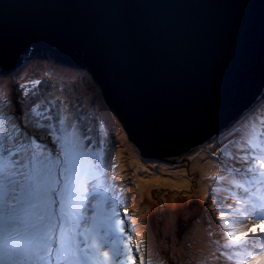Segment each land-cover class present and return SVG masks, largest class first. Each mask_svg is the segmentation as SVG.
<instances>
[{
  "label": "water",
  "instance_id": "1",
  "mask_svg": "<svg viewBox=\"0 0 264 264\" xmlns=\"http://www.w3.org/2000/svg\"><path fill=\"white\" fill-rule=\"evenodd\" d=\"M59 65L142 157L179 159L264 100V0H0V78Z\"/></svg>",
  "mask_w": 264,
  "mask_h": 264
},
{
  "label": "snow or ice",
  "instance_id": "2",
  "mask_svg": "<svg viewBox=\"0 0 264 264\" xmlns=\"http://www.w3.org/2000/svg\"><path fill=\"white\" fill-rule=\"evenodd\" d=\"M27 116L31 125L52 137L51 151L47 144L37 141L29 125L22 123L7 87L0 83V212L5 224L0 248L4 258L23 254L41 261L53 257V264L71 260L84 264H137V259L139 264H166L142 252L140 242L133 245L119 210L123 200L111 185L101 194L103 206L92 212L91 226L79 233L83 238V244L76 243L79 254L66 248L68 232L75 231L71 226L72 216L65 210L66 197L69 194L75 197L79 192L78 161L83 155L80 139L85 134L80 133V139L64 136L65 118H58L59 127L41 124V119L50 117L40 104L31 107ZM67 127L80 132L74 124ZM241 147L253 150L240 158L247 166L229 169L226 165L228 175L219 177L226 187L215 189L212 198L219 236L216 254H222L216 264H264V120L252 119L246 123ZM95 158L100 161V167L93 170L92 178L100 183L102 153L95 154ZM73 203L80 207L77 201ZM21 212L31 218L35 229L28 246L17 239L16 228L10 227V222L18 220ZM127 215L125 209L123 216ZM81 219L87 223L84 217ZM248 221L254 222L251 227ZM79 227L77 223L75 228ZM201 259L192 254L184 264H199Z\"/></svg>",
  "mask_w": 264,
  "mask_h": 264
},
{
  "label": "rangeland",
  "instance_id": "3",
  "mask_svg": "<svg viewBox=\"0 0 264 264\" xmlns=\"http://www.w3.org/2000/svg\"><path fill=\"white\" fill-rule=\"evenodd\" d=\"M0 83H3L7 87V94L10 96L16 107L17 115L22 118V123L29 125V131L37 138V141L47 144L50 151L54 147L51 143L52 137L50 135H45L43 129L31 125L27 116L28 110L31 107H35L37 104H40L41 108L46 112V115L50 117L48 120L41 119V124H50L55 128L59 127L58 118H65V129L79 135L80 133L85 134L84 138L80 140L81 146L84 147V150L82 149L83 155L84 153H87L90 148H95V145L98 150H100L99 148L102 149L103 162L100 183L92 178L93 170L100 167L99 165L94 166L93 157H91L92 161L90 162V165H85L82 161L78 162L79 175L77 181L79 192L75 197L71 194L66 197V201L70 202L69 204L66 202L67 206L65 210L71 214V226L75 229V231H69L65 238L67 249L79 254L80 250L76 247V243L79 242L83 244V238L79 233L83 232L85 227L91 226L92 212L94 209H97L98 206H103L101 194L109 185H111L114 188L115 193H119L123 200V205L119 210L122 218L126 221V230L133 238L132 242L136 235L135 245L137 242H140V240L137 238V231H134L131 225L135 218V216H131L134 214V210L132 209H136L135 205L131 206V204H133V198L136 199V207L137 205L140 206L141 202L144 203L142 205L143 212H140L139 214L143 220L146 219L148 221V229L151 234L152 245L156 248V251L152 256L154 260L160 259L166 261V264H170L168 262L170 260H166L167 256H169V258H174L176 254L180 261L179 263L184 264V262L189 259L192 252H186L187 255L185 257L183 248L175 247V250L170 249V244L175 245V243L179 244L181 242V246H188L190 244L192 246V243H195L194 248L197 253L205 252L206 256L204 259L206 263L203 262V264L217 262L214 258L216 252L213 250V247L216 246V242H213L211 245L206 234L198 230L201 226L205 230L207 229L206 231H209L206 225L211 224V227L213 226L212 239L216 241L219 239L216 210L210 199V189L205 187V184L208 181H217L222 174L228 175V173L225 172V168L220 165V162L217 159L218 154H224V149L222 148L226 147V143L234 138L236 132L235 128L246 117L251 115L254 109L247 113L246 116L240 122L236 123L232 129L204 146L181 156L179 159H169L171 160L169 162L166 160L154 161L142 157L133 144L119 132L110 113L98 94L74 66L59 65L42 67L19 75L2 77L0 78ZM107 120L111 123H108ZM70 124L76 125L80 132L67 127V125ZM224 136L225 138L222 139ZM93 138H95V143L93 142ZM218 140L219 144L217 147H209L212 143ZM227 145L229 144L227 143ZM216 148L218 150L217 152L214 151ZM117 150H124L122 155L125 159H128L127 153L132 154L134 160L139 165V169L129 164L128 167H125L121 171L122 173H120V175L116 174L117 176L113 177L112 170L115 169L112 161ZM83 155L80 159L83 158ZM210 158H215V160ZM235 163L240 166V168L247 166V162L242 161L241 159H238ZM226 165L230 168L229 164L226 163ZM159 173L163 174V178L165 179L166 177H168V179L184 177L187 180L186 186L175 189L171 184L163 185L159 188L156 185H153L149 189H143L138 195L137 178L149 176L150 174L159 175ZM213 176H217L218 179L213 180ZM56 179H60L59 170L57 171ZM170 189H175L177 191H170ZM153 193L155 195H153ZM211 193L213 194L214 191H211ZM145 197L152 201L150 204L155 202L153 209L151 208L152 210L148 209L147 203L143 200ZM157 198L159 200H157ZM73 200L77 201L80 204V207L77 208L73 203ZM174 203L180 205L179 207H181L182 211L188 215L191 222H197L191 228V232L188 233V231H185L187 232L186 238H188L187 235H190V237H193L194 239L193 242H190L189 238L187 240H180L185 232L175 228L177 227L176 218L173 215H171V222H168V216L172 214L171 212H174V209L172 211L171 207L168 205ZM125 209L128 213L126 218L123 216ZM52 210H55V206H53ZM150 214H155L156 221L158 222L163 221L164 219L169 227L167 230L168 232L165 228L161 231L155 232L154 228L151 227L153 221L149 222L146 217ZM18 216V220L10 222V227H17L16 230L19 234L17 239L25 246H28L27 241L35 229L32 227L30 217L22 212L18 213ZM81 217H84L87 220V223H85V220L81 219ZM27 219L31 222L22 224L23 220ZM0 220V241H3L5 224L2 212H0ZM77 223L80 224L79 228H75ZM253 223L254 222L252 221H248L249 227H251ZM213 228L216 230L214 231ZM173 240H175V243L172 242ZM143 246L144 245L140 242L141 251L145 252V246ZM157 248L159 249L157 250ZM208 248L209 250H213L212 259H210L211 256L206 252ZM0 264H53V257L41 261L30 257L26 258L23 254H20L13 258L6 259L4 258L2 248H0ZM57 264H84V262L71 260L58 261ZM137 264H139L138 259Z\"/></svg>",
  "mask_w": 264,
  "mask_h": 264
},
{
  "label": "trees",
  "instance_id": "4",
  "mask_svg": "<svg viewBox=\"0 0 264 264\" xmlns=\"http://www.w3.org/2000/svg\"><path fill=\"white\" fill-rule=\"evenodd\" d=\"M252 119H255L257 122H259V121H261V120H264V100L263 101H261L258 105H256V107L254 108V111H252V113H251V115H249L248 117H246L236 128H235V135H234V138L233 139H231L230 141H228L227 143L229 144V145H227V143H226V147H224V148H222V149H224L223 150V152H224V154L223 153H219L218 154V157H217V159H218V161L220 162V165L221 166H223V168H225V166H226V163L227 164H229L230 165V168L228 167V165H227V167L229 168V169H239L240 168V166H238V165H236V163H235V161H237L238 159H240L241 157H243V156H245V155H249V153H250V151H253V150H246V149H244V148H242L241 147V144H242V141H243V138H244V130H245V127H246V123L249 121V120H252ZM223 138H225V136L224 137H222V139ZM234 139H236V140H234ZM238 143V144H237ZM218 144H219V140L218 141H216V142H214V143H212V145H210L209 147H212V148H214V147H217L218 146ZM237 144V145H236ZM232 146V147H231ZM208 147V148H209ZM221 149V150H222ZM214 150V149H213ZM215 152H217L218 150H217V148L214 150ZM210 159H213V160H215V158H210ZM213 170V169H212ZM205 187H208L209 189H210V191H209V193H210V199H211V201H212V198H213V194L211 193V191H214L215 192V189H217L218 187H226V185L224 184V182H223V180H220V179H218L217 181H214V182H211V181H208L206 184H205ZM208 193V194H209ZM153 195H155L154 193H153ZM145 202L147 203V205H148V209L149 210H152L153 209V205H154V203L155 202H153V203H151L150 204V202H152V201H150L149 200V198H146L145 197ZM157 200H159L158 198H157ZM129 202V201H128ZM132 203H134L133 201H132ZM171 205V206H170ZM170 205H168L169 207H171V210L173 211V209H174V212H171L172 214H173V216L176 218V225H177V227H175L176 229H180L181 231H188V233L189 232H191V228L193 227V225L195 224V223H197L196 221H192L191 222V220H190V218L188 217V215H186L183 211H182V209H181V207H179L180 205L178 204V203H174V204H170ZM131 206H132V204H131ZM152 208V209H151ZM165 208H166V206H165ZM132 210H134V209H132ZM157 210V209H156ZM156 210H154V211H156ZM153 211V212H154ZM141 212H143V209L141 210ZM130 215V214H129ZM176 215V216H175ZM147 217V219L149 220V222L150 221H153V223L151 224V227L152 228H154V231L156 232V231H161L162 229H164L165 228V230L167 231L168 230V225L166 224V221H164V219H163V221H156V216H155V214H150L149 216H146ZM124 218H126L125 216H124ZM127 220V219H126ZM207 227H208V230L209 231H206L204 228H202L201 226H200V228H201V230L200 231H202V232H204L205 234H206V236L208 237V239H209V242H210V244L212 245V243L213 242H216V240H213L212 239V234H213V231H212V227H211V224H208V225H206ZM187 229V230H186ZM130 230L132 231V229L130 228ZM213 230L215 231L216 229H214L213 228ZM133 232V231H132ZM168 232V231H167ZM177 232V231H176ZM186 233L187 232H185L183 235H182V237L180 238V240H187L188 238L190 239L189 241L190 242H193L194 241V239H193V237H190V235H187L188 236V238H186ZM171 234V233H170ZM169 234V235H170ZM211 235V236H210ZM179 240V241H180ZM182 244V243H181ZM194 244L195 243H192V246H191V244L190 245H188V246H182V248H183V251H184V256L186 257V252H188V253H190V252H192L191 254H190V256L192 255V254H196L197 256H199V253H197V251H196V249L194 248ZM210 247V246H209ZM211 248V247H210ZM213 250L217 253L218 252V249H217V247L216 246H214L213 247ZM213 250H209V248H208V250L206 251V252H208V255H210L211 256V258L210 259H212V255H213ZM200 254H202L203 256H199V257H201L202 259L200 260V262H199V264H203V262H205L206 263V261H205V259H204V257L206 256V253L204 252V253H200ZM190 256H189V258H190ZM215 260L216 261H218V260H220L221 258H222V254L221 255H215ZM167 261L168 260H170V261H168L170 264H180L179 262V259H178V256L175 254V256H174V258L172 257H170L169 258V256H167V259H166ZM209 260V259H208ZM212 264H216V263H214V262H211Z\"/></svg>",
  "mask_w": 264,
  "mask_h": 264
},
{
  "label": "bare ground",
  "instance_id": "5",
  "mask_svg": "<svg viewBox=\"0 0 264 264\" xmlns=\"http://www.w3.org/2000/svg\"><path fill=\"white\" fill-rule=\"evenodd\" d=\"M255 106H256V104L251 106L248 109V111H246L245 114L239 119L238 122H240L246 116L247 112L249 113V110L251 108L254 109ZM108 123H111V122L108 121ZM99 125L101 126L100 123H99ZM63 135L66 136V137L67 136H72L74 138L80 139V135L79 134L73 133V132H71L68 129H65ZM93 142L95 143V138H93ZM99 147H100V145H99ZM82 149L84 150L83 146L80 147V152H82ZM99 149L100 150H98L97 146L95 145V148H90L87 151V153H84L83 158L79 159V161H82L83 164H85V165H90L89 161L91 162L92 161L91 157H93L94 158V161H93L94 166L95 165H99L100 166V161H98L95 158V154L102 153V162H103V152H102L101 148H99ZM123 152H124V150H117L115 152V155L113 156L114 158H113L112 162H113L114 169H115V170H112V173H113L112 176L113 177H116L117 176L116 174L120 175V173H122L121 171L125 167H128L129 164L133 165L135 168L139 169V165L134 160V156L132 154L127 153L128 159H125V157L122 155ZM166 161L169 162L171 160H166ZM143 171H146V170H143ZM167 179H168V177H166V179L163 178V174H161V173H159V175L150 174L149 176H142L141 178H137L138 191H139L138 195L141 193V191L143 189H145V188L149 189L153 185H156L159 188V187H161L163 185L171 184L173 188L175 187V189H178L179 187L186 186V183H187V180L184 177H174L172 179H168V180ZM168 182H170V183H168ZM175 189H170V191H174ZM175 191H177V190H175ZM135 198H137V197H135ZM66 202L69 204L70 201H66ZM133 202L134 203L132 205H135L136 209H134V214L131 215V216H135L134 222L131 225H132L134 231H137V238H139L140 242L145 246V250H146L145 253H150L151 256H153L155 251H156V248H154V246L152 245V240H151L152 238H151V234H150L149 229H148L149 228L148 227V221L146 219L143 220V218L139 214L141 212V210H142V205L144 203L141 202L140 206L137 205V207H136V204H137L136 199L133 198ZM171 215H173V214H170L168 216V222H171V219H172ZM29 222H31V221L28 220V219L27 220H23L22 224H26V223H29ZM0 224H1V220H0ZM198 230H201V228H199ZM152 233H154V232H152ZM135 240H136V235L134 236V241H133L134 245H135ZM172 242L175 243V240H173ZM181 245H182L181 242L179 244L175 243V245L170 244V249L171 250H175L176 249L175 247L182 248ZM158 249L159 248H157V250ZM199 256H203V255L199 253Z\"/></svg>",
  "mask_w": 264,
  "mask_h": 264
}]
</instances>
